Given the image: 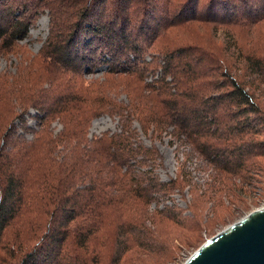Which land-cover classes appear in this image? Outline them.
Listing matches in <instances>:
<instances>
[{
  "label": "trees",
  "instance_id": "obj_1",
  "mask_svg": "<svg viewBox=\"0 0 264 264\" xmlns=\"http://www.w3.org/2000/svg\"><path fill=\"white\" fill-rule=\"evenodd\" d=\"M115 1H62L66 9L49 5L51 30L58 31L57 39L46 47L47 57L57 62L53 69L79 74L83 68L107 62L112 66L109 74L118 73L116 65L129 62L131 55L137 58L143 50L138 36L151 42L159 35L150 32L152 25L162 20L168 27L212 22L230 34L231 44L214 43L211 48L188 44L172 51L157 85L146 83L148 91L163 96L146 94L142 87L134 91L131 111L117 108L101 85L76 91L70 77L67 83H52L50 92L32 88L31 102L16 115L10 98L16 89L5 87L7 77L0 76V264H105L106 258L107 264H122L132 250H143L139 253L146 257L164 250L147 225L149 208L160 194L174 190L177 181L163 183L152 170L137 172L129 165L143 150L129 137L118 143L114 141L121 135L88 140L87 124L102 110L118 109L129 120L134 115L141 125L174 126L173 135L191 144L219 175L247 176L256 169L254 159L264 155V110L259 98L263 95L257 92L264 82V56L242 50L238 38L233 39L243 29H261L264 0H206L201 8L199 0H183L180 6H175L176 0ZM135 4L141 13L136 22L131 20ZM62 9L65 19L59 14ZM29 11L28 3L21 7L17 0H0V51L10 52L18 39L28 35L37 15ZM169 12L174 13L170 20ZM132 24L135 29H130ZM239 57L243 63H238ZM240 65L249 75L236 73ZM49 77L47 71V81ZM61 90L63 98L57 96ZM156 107L161 109L154 111ZM30 108L44 115L33 140L18 135L15 125ZM251 115L260 122L254 123ZM56 118L64 122V130L51 138L49 126ZM24 129H29L26 124ZM59 147L64 155L60 162L55 156ZM228 189L227 183L219 182L218 192ZM164 208V217L175 216L174 208ZM26 234L34 244L22 252Z\"/></svg>",
  "mask_w": 264,
  "mask_h": 264
},
{
  "label": "rangeland",
  "instance_id": "obj_2",
  "mask_svg": "<svg viewBox=\"0 0 264 264\" xmlns=\"http://www.w3.org/2000/svg\"><path fill=\"white\" fill-rule=\"evenodd\" d=\"M62 1L67 3V0H47V3L43 5V0H17L21 7L28 3L29 12L35 14L37 12V15L25 38L18 39L10 52L0 51V76L7 77V81L3 84L5 87L16 89L10 96L15 106L16 115L22 112V107L24 108L31 102L29 92L32 88L50 92L53 89L52 83H57V80L67 83L69 82L67 79L70 77L72 82L76 83V91L81 88L93 90L101 85V89L107 92L106 95L111 97L117 108L131 111L134 91L138 92L142 87L145 88L143 90L146 94L163 96L158 91H148L146 83L148 85L156 84L155 80L163 74L162 66L165 65L166 56L172 51L188 44L211 48L214 43L217 44L216 46L222 45V42H228L230 45L232 41L230 34H225L223 27H216L212 22H179L168 27V23L162 20L153 23L154 27L152 25L153 29L150 32L154 31V34L159 35L154 37L155 39L152 38L151 42L148 37L136 32L141 35L137 40L143 50L137 55V58L135 56L132 58L131 55L126 59L129 62L124 61L120 65H116L118 73L109 74V66L110 68L112 66L107 62L83 68L79 74L72 71L66 72L62 69L55 70L53 68L57 65L56 60L51 61L50 57L52 56L47 57L46 54V52L49 53L46 47L57 39L58 34V31L51 30L53 20L51 18L52 9L50 10L49 5L53 6L54 4V8L62 6L66 9L67 5ZM207 1L199 0V8ZM112 2L116 1L112 0ZM181 2L183 0H176L175 6H180ZM135 7L136 4L133 7V16H131V20L134 22L141 19V13L135 11ZM191 9L193 7L189 8V10ZM64 11L62 9L59 12L62 19L66 17ZM157 14L159 18L164 17L161 13ZM165 15L167 16V13ZM173 16L174 13L169 12L168 20ZM132 26L133 24L130 25V29H135V26ZM235 35H240L233 39L238 38L239 42H237L242 46V50L254 51L256 57L264 56V25L258 31L249 32L248 29H243ZM52 62L54 65L51 66ZM240 62H244L243 57H239L238 63L240 64ZM158 64L161 67H157ZM240 68L236 71L237 74L249 75L248 71L244 72L246 70L244 65H240ZM47 71L50 73V81L46 79ZM141 72L143 75L140 74ZM244 78L246 77L244 76ZM145 90L147 91L145 92ZM62 92L63 90L58 92L57 96L63 98ZM257 92L263 95L259 98L264 110L263 81ZM137 97L138 94L135 95V100ZM91 101L96 103L92 95ZM160 109L161 107H156L154 111ZM128 110H125L124 113L127 114ZM119 112L118 109H106L90 119L87 124V139L92 140L93 137L99 138L104 135L108 137L121 135L120 139L116 138L114 141V143H118L125 137H129L130 141H136L143 149L136 159L129 161V165L134 167L137 172L152 170V174L163 183L171 180L177 181L174 190L166 195L160 194L161 197H156L149 208L150 218L147 220V225L164 244V250L155 252L148 257L139 253L145 252L143 250L136 252L132 250L124 255L122 264H184L205 241L249 213L264 207V155L254 159L256 169L247 176H230L224 173L219 175L214 166L199 156L191 144L182 143L173 135L174 126L162 129L160 126L156 127L155 123L141 125L136 120V116L131 115L129 120L122 118ZM43 116L36 108H30L27 113L23 112V117L15 121L17 134H21L27 140H33L35 132L40 129V120ZM251 117L256 119L254 123L260 122V119H257L255 115H251ZM24 124L29 128L27 131L24 129ZM127 124H130L129 131L122 135L123 131L128 128L125 126ZM64 125L60 118L52 121L48 131L49 137H57L63 132ZM129 133L132 134L128 135ZM184 138L183 140H185ZM62 151L63 148L59 147L55 153V156H58V162L64 156ZM220 181L223 184L227 183L230 189L218 192ZM164 207L174 208L175 216H172L171 219L164 217L161 214ZM33 244V240L29 239L26 234V240L24 244H21L22 252ZM96 251L102 253L99 248ZM107 261L106 258L105 264L108 263Z\"/></svg>",
  "mask_w": 264,
  "mask_h": 264
},
{
  "label": "water",
  "instance_id": "obj_3",
  "mask_svg": "<svg viewBox=\"0 0 264 264\" xmlns=\"http://www.w3.org/2000/svg\"><path fill=\"white\" fill-rule=\"evenodd\" d=\"M184 264H264V207L205 241Z\"/></svg>",
  "mask_w": 264,
  "mask_h": 264
}]
</instances>
